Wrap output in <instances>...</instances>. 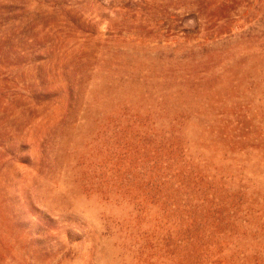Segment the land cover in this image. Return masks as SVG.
<instances>
[{"label": "rangeland", "instance_id": "obj_1", "mask_svg": "<svg viewBox=\"0 0 264 264\" xmlns=\"http://www.w3.org/2000/svg\"><path fill=\"white\" fill-rule=\"evenodd\" d=\"M0 264H264V0H0Z\"/></svg>", "mask_w": 264, "mask_h": 264}]
</instances>
